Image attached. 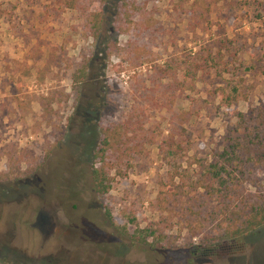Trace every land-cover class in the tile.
Returning <instances> with one entry per match:
<instances>
[{
  "label": "rangeland",
  "instance_id": "1",
  "mask_svg": "<svg viewBox=\"0 0 264 264\" xmlns=\"http://www.w3.org/2000/svg\"><path fill=\"white\" fill-rule=\"evenodd\" d=\"M91 1L96 38L45 0H0V264H264V228L207 255L122 236L158 220L169 131L188 143L177 164L209 161L233 112L264 110V0H129L118 35L120 0ZM126 120L144 138L97 196L92 152Z\"/></svg>",
  "mask_w": 264,
  "mask_h": 264
},
{
  "label": "trees",
  "instance_id": "2",
  "mask_svg": "<svg viewBox=\"0 0 264 264\" xmlns=\"http://www.w3.org/2000/svg\"><path fill=\"white\" fill-rule=\"evenodd\" d=\"M45 1L60 12H74L83 28L97 37L101 4L94 7L91 0ZM119 9L115 35L136 15L135 5L129 0H120ZM158 74L164 76L165 72ZM232 119L235 121L226 129L224 146L213 151L209 161L198 160L186 166L176 161L188 143L176 139L178 130L175 134L168 132L159 151L169 159L170 169L151 204L158 220L135 228L131 235L124 228L122 236L154 251L170 250L186 238L192 254L207 255L216 249L242 250L244 239L264 228V110L233 112ZM139 133L128 120L102 129L103 139L92 152L97 166L91 170V183L97 196L108 193L117 178L125 177L122 167L125 171L130 167L125 159L137 153L139 140L144 138ZM105 214L111 219L108 212ZM128 224L133 225L134 218Z\"/></svg>",
  "mask_w": 264,
  "mask_h": 264
},
{
  "label": "flooded vegetation",
  "instance_id": "3",
  "mask_svg": "<svg viewBox=\"0 0 264 264\" xmlns=\"http://www.w3.org/2000/svg\"><path fill=\"white\" fill-rule=\"evenodd\" d=\"M44 221H45V216L39 218V221L36 223V225L40 227L42 224H44Z\"/></svg>",
  "mask_w": 264,
  "mask_h": 264
},
{
  "label": "water",
  "instance_id": "4",
  "mask_svg": "<svg viewBox=\"0 0 264 264\" xmlns=\"http://www.w3.org/2000/svg\"><path fill=\"white\" fill-rule=\"evenodd\" d=\"M44 216V214L40 211L38 213L37 219H36V223L39 221V218H42ZM43 225V224H42ZM39 227V226H38Z\"/></svg>",
  "mask_w": 264,
  "mask_h": 264
}]
</instances>
